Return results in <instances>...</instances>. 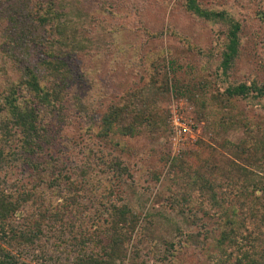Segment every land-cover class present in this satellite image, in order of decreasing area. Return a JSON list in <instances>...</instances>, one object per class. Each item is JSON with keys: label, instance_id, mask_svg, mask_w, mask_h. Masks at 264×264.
Returning a JSON list of instances; mask_svg holds the SVG:
<instances>
[{"label": "rangeland", "instance_id": "obj_1", "mask_svg": "<svg viewBox=\"0 0 264 264\" xmlns=\"http://www.w3.org/2000/svg\"><path fill=\"white\" fill-rule=\"evenodd\" d=\"M28 2L53 4L64 12L61 22L70 37L59 47L72 78L52 103L54 115L47 109L41 114V127H48L53 142L41 155L40 169L60 173V186L48 188L54 178L49 175L43 182L38 176L28 178L29 171L22 168L2 170L9 187L43 182L38 192L43 198L23 213L34 209L35 215L56 199L58 209L51 213L56 210L59 219L52 224L67 231L74 227L79 238L88 236V252L102 253L107 244L102 237L111 226L110 201L122 200L141 220L127 254L113 264H218L216 257L229 252L217 250L219 217L204 215L201 203L209 193L198 181L217 175L225 183L240 181L243 188L250 181L264 187V97L236 101L232 111L214 101L229 84L251 78L264 84V0H199L241 23V55L228 77L220 65L229 20L199 18L186 10L185 0ZM124 102L147 120L135 135L113 131L100 136L102 115ZM228 112L236 120L224 125L221 116ZM209 115L217 119L214 132ZM174 117L189 126L178 147L171 140ZM176 158L175 171L171 165ZM189 185L196 193L183 200L180 187ZM220 189L229 193L237 186ZM65 252L57 254L61 264H72L76 251ZM236 257H230L234 264Z\"/></svg>", "mask_w": 264, "mask_h": 264}, {"label": "trees", "instance_id": "obj_2", "mask_svg": "<svg viewBox=\"0 0 264 264\" xmlns=\"http://www.w3.org/2000/svg\"><path fill=\"white\" fill-rule=\"evenodd\" d=\"M185 8L206 20H229L220 65L221 74L228 77L241 55V23L229 19L225 11L204 7L199 0H185ZM62 17L64 12L53 4L35 6L28 0H0V264H61L57 254H66L65 250L76 251L72 264H113L115 258L127 254L129 241L141 220V216L122 200L119 203L110 201L111 226L104 231L102 242L107 239V244L101 253L88 252V236L79 238L74 227L67 231L61 224H52L53 220L59 219L56 210L51 213L58 209L56 199V204L50 199L49 207L35 215L34 209L31 213L27 211V215L23 213L36 198H43L38 192L47 179L44 176L54 177L47 182L48 188H57L62 182L60 173L53 175L40 169L44 165L45 147L53 142L48 127H41V114L47 109L49 115H54L52 103L60 99L72 78L65 51L59 47L70 37L61 22ZM249 97H264V84L255 78L229 84L215 95L214 101L220 102L219 108L232 111L234 102ZM148 117L143 112L136 113L132 104L113 105L100 118L97 131L102 137L110 136L113 131L135 135L138 126ZM208 117L209 128L214 132L217 119L213 115ZM221 117L224 125L227 119L236 120L229 112ZM203 147L210 148L207 144ZM56 166L54 162V171ZM178 166L179 158H176L171 167L176 171ZM5 167L8 171L9 168L12 171L22 168L29 171L28 178L38 176L43 182L38 186L37 182L29 185L26 181L24 187H17L13 182L12 186L16 187H9L2 174ZM212 176L198 181V187L209 194L203 195L201 190L197 194L205 198L201 203L204 215L212 212L219 217L216 222L220 229L215 241L217 250L222 253L227 250L230 254L216 257V262L234 264L230 257L237 254L236 264H264V187L250 181L243 188L240 181L225 183L219 176ZM225 186H237V190L221 193L220 188L226 191ZM180 188L185 192L183 197L181 195L183 200L191 199L197 190L192 186L189 187L192 190Z\"/></svg>", "mask_w": 264, "mask_h": 264}, {"label": "built area", "instance_id": "obj_3", "mask_svg": "<svg viewBox=\"0 0 264 264\" xmlns=\"http://www.w3.org/2000/svg\"><path fill=\"white\" fill-rule=\"evenodd\" d=\"M182 118L174 117V125H173V134L171 140L173 141V146L178 147L182 136L185 135V130H189V126L186 122L181 121Z\"/></svg>", "mask_w": 264, "mask_h": 264}]
</instances>
